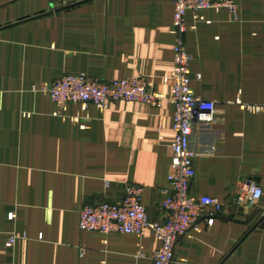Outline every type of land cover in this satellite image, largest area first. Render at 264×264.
I'll use <instances>...</instances> for the list:
<instances>
[{"label":"crops","instance_id":"crops-1","mask_svg":"<svg viewBox=\"0 0 264 264\" xmlns=\"http://www.w3.org/2000/svg\"><path fill=\"white\" fill-rule=\"evenodd\" d=\"M235 6V14L188 11L184 19L190 88L214 105L192 125L189 192L224 208L212 225L205 209L177 241L173 264H264V112L243 107H264V0ZM173 15L172 0H0V264L152 263L159 247L152 230L81 232L79 213L121 199L134 184L148 221L164 222L174 106L59 111L41 87L84 74L141 78L168 95ZM247 181L263 196L236 206ZM10 237L15 243L6 247Z\"/></svg>","mask_w":264,"mask_h":264},{"label":"built area","instance_id":"built-area-1","mask_svg":"<svg viewBox=\"0 0 264 264\" xmlns=\"http://www.w3.org/2000/svg\"><path fill=\"white\" fill-rule=\"evenodd\" d=\"M174 6L172 34L175 37L173 47V69L163 77L169 85V94L153 90L141 78H126L111 81L90 79L84 74H66L62 78L43 85L41 91L47 94L59 111H65L69 104L85 107L88 104L104 110L110 103L125 102L159 108L165 102L174 106L172 156L167 175L168 188L160 203L164 213V222L150 223L142 204L143 189L139 185L125 186L124 196L114 202L85 205L79 213L78 229L81 232L99 234H120L141 237L152 230L159 242L158 249L152 255L151 264H173L175 245L180 238L188 237L203 217L206 208L212 209L205 221L212 225L215 215L222 212L224 205L215 198L190 195V182L194 176L191 149L192 125L196 116L207 119L214 109L212 103L195 98L189 79V62L182 46L185 33L184 19L188 11L199 12L209 9H226L235 14V0H172ZM256 113L264 112V107H245ZM263 191L254 182L241 183L234 202L236 206H248L260 201ZM12 217H10L11 219ZM10 237L6 247L15 243Z\"/></svg>","mask_w":264,"mask_h":264},{"label":"water","instance_id":"water-1","mask_svg":"<svg viewBox=\"0 0 264 264\" xmlns=\"http://www.w3.org/2000/svg\"><path fill=\"white\" fill-rule=\"evenodd\" d=\"M38 16H41V15H38Z\"/></svg>","mask_w":264,"mask_h":264}]
</instances>
